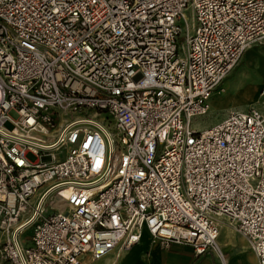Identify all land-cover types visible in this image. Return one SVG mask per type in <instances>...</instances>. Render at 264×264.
I'll return each mask as SVG.
<instances>
[{"label":"built area","instance_id":"2783aa9c","mask_svg":"<svg viewBox=\"0 0 264 264\" xmlns=\"http://www.w3.org/2000/svg\"><path fill=\"white\" fill-rule=\"evenodd\" d=\"M262 42L264 0H0V264H226L221 219L264 264V115L192 127Z\"/></svg>","mask_w":264,"mask_h":264},{"label":"rangeland","instance_id":"374dc122","mask_svg":"<svg viewBox=\"0 0 264 264\" xmlns=\"http://www.w3.org/2000/svg\"><path fill=\"white\" fill-rule=\"evenodd\" d=\"M186 14L188 15L187 12ZM249 50L250 51L247 52L248 54L246 53L243 60H241L232 70L229 76H227L218 90L211 97L209 112L204 116L193 119L192 127L194 130L200 132L215 125L225 117L229 110L257 108L260 111H264V97H259L257 91L258 86L264 85V70L261 69L263 68L262 65L264 60L262 58H256L254 55L257 51L264 50V42L254 45ZM249 56H253L255 58H247ZM251 62L253 63L252 65H250ZM28 158L30 160H34V157L31 155H29ZM29 235L30 231H27L20 239L24 240ZM220 238L221 235L219 237V241ZM244 245L245 243L243 246ZM223 256L226 264H232V259L227 251L223 252ZM235 260H237V264H256L251 251L245 248ZM82 262L83 264H91L88 256H83Z\"/></svg>","mask_w":264,"mask_h":264},{"label":"crops","instance_id":"0c3cea01","mask_svg":"<svg viewBox=\"0 0 264 264\" xmlns=\"http://www.w3.org/2000/svg\"><path fill=\"white\" fill-rule=\"evenodd\" d=\"M248 51L244 53L241 60H243L244 56ZM254 55L256 56V58H262L264 60V50L263 51L259 50ZM247 58L251 59L255 57L249 56ZM252 64L253 63L251 62L250 65ZM262 66L263 68L261 69L264 70V63ZM262 88H264V85L258 86L257 89L258 96ZM260 112L264 115L263 110H261ZM220 232L221 234H219V237L221 235V238L219 241V237H218V241L222 249V252L227 251L232 259L231 263L237 264V260H235L236 257H238V255L243 251L244 248L248 249L245 239L234 231V229L228 224V221L226 219H221ZM244 243L245 245L243 246ZM253 257L255 258L254 255ZM218 263L220 264L218 259L211 253H207L206 255L200 257L194 256L192 248L188 245H180V244L172 243L168 247H162L157 243H154L151 240L149 234L147 232H144L142 234L140 242L137 245L133 246L131 249L121 252H117V250H115L108 256L91 264H218ZM255 263L258 264L256 258H255Z\"/></svg>","mask_w":264,"mask_h":264},{"label":"bare ground","instance_id":"6f19581e","mask_svg":"<svg viewBox=\"0 0 264 264\" xmlns=\"http://www.w3.org/2000/svg\"><path fill=\"white\" fill-rule=\"evenodd\" d=\"M219 244V243H218ZM219 246H220V244H219ZM221 248V247H220Z\"/></svg>","mask_w":264,"mask_h":264}]
</instances>
